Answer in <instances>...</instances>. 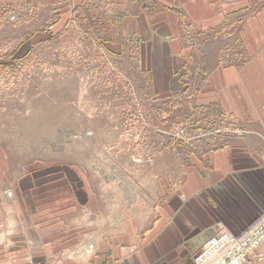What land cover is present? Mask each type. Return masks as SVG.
<instances>
[{"label": "rangeland", "instance_id": "1", "mask_svg": "<svg viewBox=\"0 0 264 264\" xmlns=\"http://www.w3.org/2000/svg\"><path fill=\"white\" fill-rule=\"evenodd\" d=\"M111 2L0 0V264L103 257L99 246L126 224L157 227L168 200L161 182L169 194L182 190L194 156L236 144L264 160V137L251 124L196 101L217 63L252 62L248 56L258 54L249 45L263 40L264 0H210L205 14L216 22L189 21L195 32L181 47L192 50L195 64L172 71L192 85L189 95L156 87V48L135 20L127 23L142 16L154 32L169 17L190 15L188 5L135 0L125 10ZM263 215L236 233L219 224L189 248L192 263L263 260L264 252L255 253L264 245L255 247ZM230 237L247 253L234 259L204 248Z\"/></svg>", "mask_w": 264, "mask_h": 264}, {"label": "crops", "instance_id": "2", "mask_svg": "<svg viewBox=\"0 0 264 264\" xmlns=\"http://www.w3.org/2000/svg\"><path fill=\"white\" fill-rule=\"evenodd\" d=\"M111 1L115 9L131 10L135 5V0ZM143 1L139 0L140 4H144ZM172 2L187 4L190 15L169 17L165 23L161 22L160 26L164 27L154 26L159 27L154 32L149 29L148 19L142 16L130 18L127 23L132 26L135 20L138 32L144 34L145 39H150L147 45L156 48L150 65L156 71V87L162 86L165 91H170L172 86V89L189 95L192 90L186 89L192 85L186 86L182 79L172 75L174 68L182 72L190 64H195L192 50H182L181 39L189 35L188 31L195 32L189 21L195 25L199 22L201 26L197 19H207V24H212L216 17L215 14H205L212 9L210 0ZM260 20L258 27L263 40L249 45L253 52L258 53L248 56H253V61L232 62L231 65L217 63L209 71L207 83L197 91L196 101L202 106L223 108L235 114L264 137V19ZM251 32L259 35L255 27ZM193 164L194 171H188L186 184L177 193L169 194V187L160 181L159 194L168 200L159 209L162 219L157 227L145 232L136 223L126 224L123 230L110 238L109 243L99 246L103 257L70 264H193L190 249L200 246L204 236L213 233L219 224L236 233L264 212V160L258 152L244 151L236 144H230L219 150H207L202 156H194ZM181 193L186 196L185 200H182ZM79 196L87 200L83 192ZM85 249L81 248L80 252ZM263 252L264 245L255 251L256 254ZM249 260V264H264V259L257 261L255 254Z\"/></svg>", "mask_w": 264, "mask_h": 264}, {"label": "built area", "instance_id": "3", "mask_svg": "<svg viewBox=\"0 0 264 264\" xmlns=\"http://www.w3.org/2000/svg\"><path fill=\"white\" fill-rule=\"evenodd\" d=\"M262 225H264V215H263V217L261 218V220H260V222H259V224H258V227L257 228H259L260 226H262ZM242 236H247V235H242ZM215 237V236H214ZM247 238L248 237H242L241 239L243 240V241H245V240H247ZM231 241H233L234 242V239L233 238H229V239H223L222 238V240H218V239H215V242H213V243H215L213 246H212V251L210 252L209 251V248L208 247H206V248H208V252L209 253H211V254H214V253H217V254H219V253H226L227 251L230 253H232V255H233V257H234V259L237 257V256H239L241 253H243V252H245V253H247V248L246 249H243V248H241L240 246H237L236 244H235V242H234V244L231 242ZM264 241V237L263 238H261L260 240H258L257 242H256V244H255V247L256 246H258L261 242H263ZM209 243H212V242H210L209 241ZM227 244H229V246H226ZM232 247L230 250H229V247ZM234 247L236 248V251L234 252L233 250H234ZM254 247V246H253ZM251 251V250H250ZM250 251H249V253H250ZM232 264H241V262L240 261H233L232 262Z\"/></svg>", "mask_w": 264, "mask_h": 264}, {"label": "bare ground", "instance_id": "4", "mask_svg": "<svg viewBox=\"0 0 264 264\" xmlns=\"http://www.w3.org/2000/svg\"><path fill=\"white\" fill-rule=\"evenodd\" d=\"M10 195L12 196V192H10ZM133 195V194H132ZM215 243H207V245L204 246L205 247H208L209 248V251L211 252L212 251V246L214 245ZM226 246H229V244H227ZM232 247L230 246L229 247V250L231 249Z\"/></svg>", "mask_w": 264, "mask_h": 264}]
</instances>
